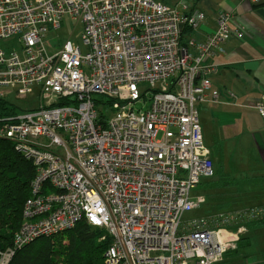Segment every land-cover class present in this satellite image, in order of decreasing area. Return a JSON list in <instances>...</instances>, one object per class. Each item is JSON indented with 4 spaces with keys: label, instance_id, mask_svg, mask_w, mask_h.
<instances>
[{
    "label": "built area",
    "instance_id": "obj_1",
    "mask_svg": "<svg viewBox=\"0 0 264 264\" xmlns=\"http://www.w3.org/2000/svg\"><path fill=\"white\" fill-rule=\"evenodd\" d=\"M205 20L154 0H0V43L17 44L0 47V90L40 99L0 119V138L36 167L14 249L84 222L111 238L106 264H220L264 218L256 207L184 221L207 203L193 190L216 176L199 108L222 93L204 62L245 36L220 12L193 55L183 33ZM77 24L80 44L46 42L64 27L73 36ZM254 109L264 118V90Z\"/></svg>",
    "mask_w": 264,
    "mask_h": 264
},
{
    "label": "crops",
    "instance_id": "obj_2",
    "mask_svg": "<svg viewBox=\"0 0 264 264\" xmlns=\"http://www.w3.org/2000/svg\"><path fill=\"white\" fill-rule=\"evenodd\" d=\"M154 1L165 4L163 0ZM190 1L187 3V10L176 9L186 13L199 10L206 15V20L198 31L189 30L184 34L183 42L193 55L198 53L197 45L217 31L220 12L232 14L231 25L245 29L243 40L231 39L226 43L225 55L205 60L204 74L211 80L213 90L222 93V101L200 106L199 116L212 126L216 125L219 131L222 130L225 140L231 139V135L235 134L234 130L243 127L254 130V137L259 138L258 141L255 139L256 145L264 157V119L254 109L264 90V0L260 4H252L248 0H198L189 4ZM193 41L195 45L192 44ZM229 93H233L235 99H230ZM202 125L204 127L203 121ZM225 130L234 134L229 135ZM208 132L212 135L211 128ZM202 134L204 139L205 135L203 132ZM208 148L211 151L209 146ZM211 157L213 159L212 151ZM218 171L220 172L219 168ZM261 177L264 178V174ZM256 201H259L258 198ZM260 203L246 208L264 207V197Z\"/></svg>",
    "mask_w": 264,
    "mask_h": 264
},
{
    "label": "rangeland",
    "instance_id": "obj_3",
    "mask_svg": "<svg viewBox=\"0 0 264 264\" xmlns=\"http://www.w3.org/2000/svg\"><path fill=\"white\" fill-rule=\"evenodd\" d=\"M163 1L172 8L178 7L181 10L184 8L183 1L185 0ZM189 1L187 0V3ZM197 1L191 0L189 4ZM67 29V27H64L58 32L51 31L46 42L59 46L70 39L74 44H80L82 25H76L73 36L69 34ZM9 46H17L16 41H10L9 44L0 43V47L5 49ZM2 93L4 99L7 98L22 111L34 110L40 106L37 90L24 99H17L13 96L7 97V90H0V96ZM200 120L201 125L202 121L204 122V127L202 125L204 128L202 132L205 135L204 144L211 148L217 178L210 185L207 184L210 180L204 178L202 183L193 190L192 197L204 195L207 198V203L199 210L186 214L184 221L206 215L208 212L228 211L229 209H241L250 205L257 206L261 204L260 202L263 201L264 197V178L261 177L264 174V157L256 145L255 139L258 141L259 138L254 137L256 135L253 133L254 130H247L243 127L234 130L235 134L234 132L231 133L232 131L225 130L229 135L230 133L234 134L231 135L230 140H225L222 137V130L219 131L216 125L212 126L210 122L204 121L201 115ZM210 128L212 135H209L208 132ZM219 176L226 179L229 185L219 187L217 185ZM256 198L259 201H256ZM242 236L236 248L232 249L220 264H264V227H257L252 232L250 230Z\"/></svg>",
    "mask_w": 264,
    "mask_h": 264
},
{
    "label": "trees",
    "instance_id": "obj_4",
    "mask_svg": "<svg viewBox=\"0 0 264 264\" xmlns=\"http://www.w3.org/2000/svg\"><path fill=\"white\" fill-rule=\"evenodd\" d=\"M21 111L8 99L0 98V119L16 117ZM35 176L34 162L10 140L0 138V261L2 255L13 249L15 253L8 264H106L105 253L111 238L103 230L84 222L71 230L14 249V237L24 222V205L30 197ZM216 178L217 173L207 184L214 183ZM217 182L219 187L229 185L222 176ZM257 227H264V219L249 223L248 232ZM103 237L106 239L101 241Z\"/></svg>",
    "mask_w": 264,
    "mask_h": 264
}]
</instances>
